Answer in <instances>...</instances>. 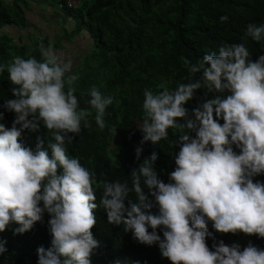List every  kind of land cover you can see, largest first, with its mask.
Wrapping results in <instances>:
<instances>
[{"label":"clouds","instance_id":"1","mask_svg":"<svg viewBox=\"0 0 264 264\" xmlns=\"http://www.w3.org/2000/svg\"><path fill=\"white\" fill-rule=\"evenodd\" d=\"M245 35L264 41V23H249ZM38 47L40 59L16 55L0 64L13 85L0 104V232L16 225L14 234H23L47 214L51 246L37 249L38 264H92L100 247L92 230L102 208L109 224L141 244L157 245L171 264H264V248L251 241L226 244L209 230L211 223L218 233L264 238V181L255 179L264 175V54L253 59L245 43L221 42L195 62L181 57L187 82L146 87L136 160L145 143L167 140L169 129L179 151L168 182L153 150L130 171L129 183L98 181L94 170L69 155L66 145L92 112L80 107L72 58L42 40ZM88 95L104 129L106 110L120 101L95 85ZM5 112L14 113L10 127ZM42 129L46 136L37 135L34 148L22 142L25 130ZM111 131L115 136L116 128ZM5 243L0 240V254Z\"/></svg>","mask_w":264,"mask_h":264},{"label":"trees","instance_id":"2","mask_svg":"<svg viewBox=\"0 0 264 264\" xmlns=\"http://www.w3.org/2000/svg\"><path fill=\"white\" fill-rule=\"evenodd\" d=\"M29 2L57 5L60 13L63 11V22L68 17L76 20L71 36L85 30L92 40L93 49L82 56L84 65L77 71L83 74L76 84L80 107L88 108L92 115L82 122L81 134L66 147L69 155L79 157L85 167L96 172L98 181L119 179L130 183V171L155 150L157 171L161 179L168 182V173L175 168V152L179 151L174 145L178 137L173 130L169 129L167 140L156 145L145 143L139 161L135 149L142 139L138 127L143 120V91L146 87L156 90L161 84L175 88L178 83L187 82V67L181 57L195 62L205 53L217 51L221 42L245 43L253 59L264 54V41L256 42L245 35L249 23H264V0H79L72 8L65 7L60 0H0V28L4 25L27 27L24 12L29 11ZM222 15L228 16L226 22L220 21ZM27 35L30 39L31 35ZM60 39L69 40L62 35L50 42L46 35H38L29 44L18 43L7 32H0V64H7L16 55L40 59L41 40L46 47L60 49ZM94 85L120 101H114L106 110L104 129L96 124L95 110L86 103L90 99L88 91ZM12 86L7 71L0 73V104L11 97ZM202 93L203 90L199 94ZM186 107L191 109L193 104L189 102ZM13 118L14 113L5 112L7 126H11ZM113 128H116L115 136ZM45 131L25 130L21 140L34 148L36 136H46ZM255 179L264 181V175ZM101 190L97 184V203ZM48 218L45 214L43 222H37L23 234H14L12 229L16 225L0 232V240L6 242L7 249L0 254V264H38L37 249L51 246ZM96 219L92 231L100 247L92 257V264H116V261L120 264H171L162 258L157 245L141 244L131 232L125 233L121 227L109 224L102 208L96 211ZM209 230L217 241L222 239L226 244L237 242L243 247L251 241L264 248V238L255 235L218 233L211 223ZM207 243L211 247L213 240L209 238Z\"/></svg>","mask_w":264,"mask_h":264},{"label":"rangeland","instance_id":"3","mask_svg":"<svg viewBox=\"0 0 264 264\" xmlns=\"http://www.w3.org/2000/svg\"><path fill=\"white\" fill-rule=\"evenodd\" d=\"M5 1L9 2L10 0H5ZM53 1L57 2V0H53ZM46 6L48 7V5L42 4L40 2L39 3L38 2H29V10L31 11V13L27 12L26 20L28 23H30V24L34 23V24H32V26H29L24 31H19L15 34H12V35H15L14 42H18V43L19 42H25V43L29 44L35 36L42 35V34H45L48 37V41H50V42H52L53 40L57 41L62 35L67 36V38L69 40L65 41L63 39H60L59 43H61L62 47L60 49H55V48L54 49L57 52L62 51L66 54V56L72 58V60H73V72L77 73L79 75V77H81L83 72L77 71V70L84 65V62L82 60L83 59L82 56H84L85 53L88 52L89 50L93 49L92 44H90V46L88 47L90 49L85 48V47H83V45H81V48L83 47V50H84L83 53H81V51H82L81 48H77L78 46L76 45L77 42H75V39L76 40H79V39H78V37L74 38V36H71V34H70V30L76 24V20L73 17L66 18V20H65L66 23H63V20H61L57 24L58 30L56 32L54 31V29H55L54 24H52L53 29H50V27H45V25L43 23L45 21L43 19L49 17L48 15H46V17L44 15V9L46 8ZM52 7L57 8L60 11V8L57 5H53ZM48 9L52 10V8H50V7H48ZM60 17H64L63 11L60 13ZM48 24L50 26V23H48ZM63 28H65V30ZM27 31H30L29 35H31V38H30L31 40L29 39L28 35L25 34ZM82 33H83V30H81V32H79V34H82ZM75 47H76V49H75Z\"/></svg>","mask_w":264,"mask_h":264},{"label":"crops","instance_id":"4","mask_svg":"<svg viewBox=\"0 0 264 264\" xmlns=\"http://www.w3.org/2000/svg\"><path fill=\"white\" fill-rule=\"evenodd\" d=\"M48 7H50V8H52V10H49L48 9ZM46 6V8L44 9V15H45V17H46V15H48L49 17L48 18H44L43 20L45 21V22H43L44 23V25H45V27H50V29H53L52 27V24H54V27H55V29H54V31L56 32L57 30H58V28H57V24L61 21V17H60V11L57 9V8H53L52 6ZM27 12L28 13H31V11L29 10V11H25L24 12V17H25V21H26V23L28 24V26L27 27H24V28H20V27H18V26H15V25H4L2 28H0V32H7L10 36H12L13 38L15 37V35H12V34H15V33H17V32H19V31H24L25 29H27L29 26H32V24H34V23H32V24H30V23H28L27 22V20H26V16H27ZM48 23H50V26H49V24ZM63 23H66V21L65 22H63ZM53 31V30H52ZM81 32V31H80ZM30 33V31H27L25 34H29ZM24 34V33H23ZM42 35H45V34H42ZM75 37H78V39L79 40H76L75 39V42H77V48H81V45H83V47H85V48H88L89 46H90V44H92V40H91V38L89 37V35H88V32L87 31H85V30H83V33L82 34H76V35H74V38ZM90 40H89V39ZM54 41V40H53ZM66 41V40H65ZM68 41V40H67ZM61 44V43H60ZM62 46V45H61ZM83 47L81 48V53H83L84 52V50H83ZM75 49H76V47H75ZM88 49H90V48H88ZM78 54V53H77ZM75 62V61H74ZM75 64V63H74ZM75 67V66H74Z\"/></svg>","mask_w":264,"mask_h":264},{"label":"built area","instance_id":"5","mask_svg":"<svg viewBox=\"0 0 264 264\" xmlns=\"http://www.w3.org/2000/svg\"><path fill=\"white\" fill-rule=\"evenodd\" d=\"M65 7L72 8L74 7L79 0H60Z\"/></svg>","mask_w":264,"mask_h":264},{"label":"water","instance_id":"6","mask_svg":"<svg viewBox=\"0 0 264 264\" xmlns=\"http://www.w3.org/2000/svg\"><path fill=\"white\" fill-rule=\"evenodd\" d=\"M107 156H108L110 159H113V156H112L109 152H107Z\"/></svg>","mask_w":264,"mask_h":264}]
</instances>
